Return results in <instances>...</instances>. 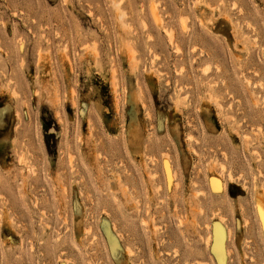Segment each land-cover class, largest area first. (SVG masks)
<instances>
[{
	"label": "rangeland",
	"instance_id": "374dc122",
	"mask_svg": "<svg viewBox=\"0 0 264 264\" xmlns=\"http://www.w3.org/2000/svg\"><path fill=\"white\" fill-rule=\"evenodd\" d=\"M257 200L264 0H0V264H264Z\"/></svg>",
	"mask_w": 264,
	"mask_h": 264
},
{
	"label": "bare ground",
	"instance_id": "6f19581e",
	"mask_svg": "<svg viewBox=\"0 0 264 264\" xmlns=\"http://www.w3.org/2000/svg\"><path fill=\"white\" fill-rule=\"evenodd\" d=\"M168 39H169V37H168ZM213 186H216L215 183H213ZM256 211H257L258 217L260 219V223H261L262 230H263V233H264V215H262V212H264V203L262 201H258L257 200V202H256Z\"/></svg>",
	"mask_w": 264,
	"mask_h": 264
},
{
	"label": "snow or ice",
	"instance_id": "6c2138e0",
	"mask_svg": "<svg viewBox=\"0 0 264 264\" xmlns=\"http://www.w3.org/2000/svg\"><path fill=\"white\" fill-rule=\"evenodd\" d=\"M262 215H264V212H262Z\"/></svg>",
	"mask_w": 264,
	"mask_h": 264
}]
</instances>
